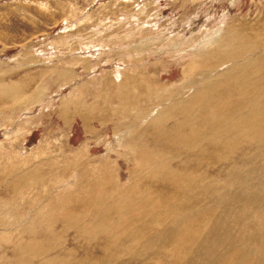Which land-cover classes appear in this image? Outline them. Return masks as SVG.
Wrapping results in <instances>:
<instances>
[{
  "label": "rangeland",
  "instance_id": "obj_1",
  "mask_svg": "<svg viewBox=\"0 0 264 264\" xmlns=\"http://www.w3.org/2000/svg\"><path fill=\"white\" fill-rule=\"evenodd\" d=\"M259 33L264 0H0V264L219 258L241 226L233 230L232 212L216 214L211 192L195 188L182 201L187 180L221 182L235 155L257 169L246 182L264 204V143L222 159L191 152V172L187 155L175 165L157 141L171 126L152 121L199 90H224L211 81L232 63L188 79L192 64L208 63L197 74L220 66L224 37L248 36L250 47ZM250 199L238 191L230 210ZM253 210L246 215L258 217ZM157 211L163 221L146 216ZM236 250L232 264H264V244Z\"/></svg>",
  "mask_w": 264,
  "mask_h": 264
},
{
  "label": "bare ground",
  "instance_id": "obj_2",
  "mask_svg": "<svg viewBox=\"0 0 264 264\" xmlns=\"http://www.w3.org/2000/svg\"><path fill=\"white\" fill-rule=\"evenodd\" d=\"M259 34L258 37L252 38L250 47L243 44L245 40L250 39L248 36L241 35L236 38L227 35L224 37L223 58L219 62L220 66L215 65L209 70L203 69L201 74H197L196 72L202 69L204 65H208V63L204 60V64L201 66L196 63L192 64L189 74L186 75L188 79L194 74L211 78L212 69L216 72L224 65L232 63L229 69L228 65L225 72L214 76L211 81L214 86L218 84L225 86L226 88L222 90L224 92L219 91L216 94L217 89H214L212 94L207 95L202 93V90H199L198 94L194 93L185 102H174L172 106L161 111L157 118L155 117L156 119L152 121V127L156 130L158 128L161 129L164 125L169 124L171 126V129H161L162 131H159L160 139L157 141L161 144L162 149H166L168 156L173 158L175 165L178 159L187 155L186 166L192 172V160L195 161V159L190 156L191 152L197 154L198 158L211 156L222 159L229 157L245 142L264 143V35ZM216 43H219V39L211 45ZM214 53L215 47L212 46L207 52L208 55L205 56L209 60H214ZM199 86L202 87L203 85ZM214 94L216 96L212 97ZM230 96H235L236 99H239L238 103H224V100L230 98ZM220 99L222 101L217 102ZM215 105L219 106L224 112L216 111ZM196 111H198L197 116L194 114ZM197 118L200 121L196 122ZM195 122L197 125H195ZM147 151L150 150L147 149ZM234 156L230 159L231 166L225 170V177L221 182L217 183L213 178L207 181L199 178L194 182L195 176L191 174L183 192L182 201L187 200L195 188L204 190L206 194L211 192L213 194L211 201L216 214L222 219H227L229 213L232 212L233 230H237L236 226H241L240 232L238 231L239 236L236 235V238L228 240L223 245L221 249L223 254L212 264H232L231 254L235 253L238 247L244 246L249 250L264 244V210L260 207L264 208V204L257 201L258 196L255 191L258 188L251 185L249 183L250 180L246 182L247 176L257 169L255 168L254 170V166L248 163L236 164ZM158 161H161V158ZM263 161L264 158L261 159L260 163ZM242 184L247 185L249 188H243ZM220 185L223 189H230L231 196H225L220 191ZM240 190H244L251 196L245 210H248V213L253 209L258 211V217H254L252 214L249 215L250 213L248 214L249 216L246 215L245 210L237 212L230 210L234 207L233 198ZM223 191L226 192L225 190ZM116 206L119 205L116 204ZM146 216L157 221H163L164 219V213L158 211ZM250 221L253 222L251 226H249ZM181 234L173 247L179 245ZM188 246L189 244L175 250L176 254L184 256ZM191 257L193 264H207L201 256L197 258L196 255H192ZM146 263L148 262L143 264ZM107 264H113V260L107 261Z\"/></svg>",
  "mask_w": 264,
  "mask_h": 264
}]
</instances>
